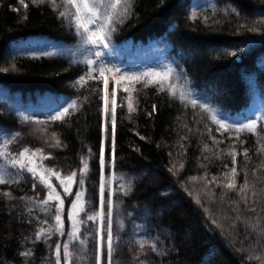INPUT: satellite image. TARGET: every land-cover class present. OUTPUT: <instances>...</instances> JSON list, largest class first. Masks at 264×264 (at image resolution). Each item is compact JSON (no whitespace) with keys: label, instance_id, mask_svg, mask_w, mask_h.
<instances>
[{"label":"trees","instance_id":"trees-1","mask_svg":"<svg viewBox=\"0 0 264 264\" xmlns=\"http://www.w3.org/2000/svg\"><path fill=\"white\" fill-rule=\"evenodd\" d=\"M181 2L173 13L180 0H128L127 14L122 3L105 41L118 60L107 90L109 110L116 91L114 167L104 139L105 200L110 197L113 205L111 264H264V0ZM24 3L0 0V175L7 181L0 184V264H57V244L60 264H97L98 219L88 217L99 205L103 80L86 74L101 65L65 0ZM205 43L219 46L212 53L194 50ZM107 67L113 70L109 60ZM169 70L167 79L151 75L116 83L121 76ZM81 76L85 82L78 84ZM74 102L61 120L51 119ZM252 120L254 132L235 131ZM25 148L28 153L20 157ZM233 148L236 188L228 189ZM14 159L35 168L37 176L43 173L64 199V235L55 230L59 201L44 205L49 189ZM82 159L89 167L85 175ZM73 172L76 182L67 195L60 180ZM81 190L85 207L75 217L81 223L73 239L68 216ZM143 203L161 213L148 218ZM107 212L105 206V217ZM192 220L197 226L184 240ZM50 226L51 233L37 239ZM163 228L180 232L174 250H167ZM100 252L101 264H108L106 246Z\"/></svg>","mask_w":264,"mask_h":264},{"label":"snow or ice","instance_id":"snow-or-ice-1","mask_svg":"<svg viewBox=\"0 0 264 264\" xmlns=\"http://www.w3.org/2000/svg\"><path fill=\"white\" fill-rule=\"evenodd\" d=\"M20 4L24 7H27V5L24 3V0H19ZM34 3H44V0H33ZM53 5H55V0H52ZM65 3L72 6L75 9V15L73 16V20L76 24V27L78 29H82L85 39L84 42L86 44H103L104 47H107V43L105 41L108 39V37L111 35V27L113 25V13L114 11L120 7L122 3L127 5L124 8V13L127 14L129 11L130 5H128V0H108L106 3V0H65ZM101 8H104V11H101ZM109 9L111 11H109ZM60 16H65V12H60ZM99 21V23H98ZM98 26L95 30L91 29L89 25H97ZM97 56L100 55L99 52L96 53ZM88 64H93L94 62L89 60L87 61ZM98 71L99 77H92V72ZM109 72H111V69H108ZM118 71V70H117ZM170 70L169 72H165L163 74L161 73H144L141 75H132V76H121L120 80H117L116 83L119 84L121 80L127 79L128 81L133 82H139L140 80L144 79V77L155 75L158 77H161V79H167L170 76ZM89 78H99L103 80L104 84V108L103 113L105 117V126H104V139L109 142V148L111 151V159L108 161V164L110 167L115 166V112H116V91L113 89L112 91V104L111 109L109 110L108 107V78L105 76V69H91L89 73L86 74ZM82 82H85V77L81 76L79 80L77 81L78 84H82ZM160 83L161 81H150V83ZM83 86V85H82ZM147 86V84L145 85ZM171 91V94L173 96L176 95V92L174 91L175 85H169L168 86ZM161 91H164V86L161 83ZM124 91L129 92L130 90L128 88H125ZM186 97L184 96L183 92H181L180 99L184 100ZM193 105H196V101H191ZM202 108H204L206 111H211L206 105H200ZM75 107V102L72 105H69V108H65L62 112L58 113L56 116L51 117L52 120H61L65 115L69 113L70 108ZM128 110L129 112L135 111V108L133 106L131 97H129L128 102ZM153 110L155 111V105L153 106ZM151 115V113H150ZM213 121L220 126V129H225V125L222 121L216 118L215 115L212 116ZM111 124V131L108 129V124ZM257 120H252L250 123L242 124L240 127L236 128L235 131L239 133L240 131H250L254 132L256 129ZM229 128L231 126H228ZM218 129V130H220ZM18 135V134H17ZM53 138H55L56 134H52ZM60 141L56 140V145L59 146ZM205 148H207V145H205ZM28 149L25 148L21 153L20 157H24L28 153ZM37 152H40L41 150L37 149ZM90 151V150H89ZM105 148L102 144L99 154V162H100V169H101V176H100V188H99V202H100V211L92 216H89V220H97L100 221V229L101 232L100 235V241L101 244L98 247V253L99 251L106 246L107 248V254H108V264H111V258L112 253L114 251L113 249V235H112V201L111 198L105 200V190L107 188V182L104 177L103 169L105 167V156H104ZM232 157V163L233 167L231 169V177L232 179L229 180L226 187L228 189H235L236 183H235V175L237 174V169L235 167L236 164V152L233 148L229 153ZM245 155H247V149H245ZM14 165H19L21 169H26L29 173L33 175L34 178H38L41 183L45 184V186L49 189L47 198L42 202L44 205H48L50 201H59L57 205H55L56 215L54 217L56 221V231L60 235H64V226H63V219H62V213H63V205H64V199L61 198L60 194L56 191V188L51 184L50 181H48L43 173H40L39 176H37V170L33 167H27L26 164L22 159H14L11 161ZM83 168L80 170L81 175H85L89 171L87 160H83ZM183 167V165H181ZM51 171V170H48ZM52 175L55 176L57 179H59V173L52 172ZM229 173H225V176H228ZM75 177L76 173L73 172L70 176L66 177L65 179L60 180V186L63 187V191L67 195H72L71 192V185L75 183ZM195 179V178H193ZM65 180L68 182L67 185H65ZM213 180H215V177H213ZM7 181L4 179L2 175H0V184L6 183ZM83 180L79 181V186L81 189H83ZM35 187V185H33ZM248 187L247 180H245V183L240 188V192H244L246 188ZM5 195H10L9 193H5ZM83 196L84 191H78L75 193V201L72 203V210L69 212V220L71 221V231L68 233L73 239L77 238V234L79 231L78 225L81 223L78 221L75 217L79 211H84V202H83ZM197 202H199V199L197 198ZM107 206L108 212L107 216L105 217L104 214V207ZM47 211V208L45 209ZM52 228L51 226L48 229L41 228L40 231L37 233V239H40L42 235L51 233ZM106 233V239L105 234ZM84 241H81V244H83ZM63 251H64V257L67 260L68 257L71 255L69 252V245L65 243L63 245ZM60 252H61V245H56V257H57V264H60ZM27 255V253H25ZM97 264H100V255H97Z\"/></svg>","mask_w":264,"mask_h":264},{"label":"rangeland","instance_id":"rangeland-1","mask_svg":"<svg viewBox=\"0 0 264 264\" xmlns=\"http://www.w3.org/2000/svg\"><path fill=\"white\" fill-rule=\"evenodd\" d=\"M179 5H176V8H175V11H173V13H175L177 10H179V9H181V6H182V2H181V0H180V3H178ZM95 45V44H94ZM102 46H103V44H101ZM218 46L219 45H212V44H209V43H205V44H202L200 47H198V49H195L194 48V50L196 51L197 50V52L199 51V50H201L202 52H205V53H212V52H214L217 48H218ZM103 48L104 49H106L107 50V47H104L103 46ZM96 51L97 52H99L100 53V55L102 56V59H103V63H102V66H103V68L105 69V76L107 77V74H108V68L106 67V64H105V60H109L112 64H113V66L118 62V60L117 59H115L110 53H109V51L107 50L106 51V55L107 56H103L102 54H101V52H100V50H97L96 49ZM102 62V61H101ZM105 65V66H104ZM112 76L115 78V71H113V73H112ZM102 87H103V89H104V84H102ZM115 89V88H114ZM225 90V88L222 86V87H220L219 88V92H223ZM102 93H103V97H104V91L102 90ZM103 108H104V99H103ZM104 126H105V117H104V113H103V123H102V143H101V146H102V144H103V146H104ZM144 174V173H143ZM101 176V175H100ZM99 188H100V182H99ZM174 203V201H172V204ZM149 206V204L147 203V204H142V208H144V209H146V208H148V206ZM153 207V212L155 213L154 215H158L159 213H161V211L158 209V208H156V207H154V206H152ZM112 208H113V205H112ZM169 207H164V209L163 210H166V209H168ZM10 209H11V211L12 210H15V207L14 206H11L10 207ZM100 211V202H99V206H98V212ZM118 213H119V211H118ZM223 219V220H222ZM221 220H222V222L223 223H225L226 221H227V219H225V217H223ZM234 225V224H233ZM197 226V222H195V220H192L191 221V223H190V225H187L185 228H184V232H183V234H184V236H183V239L185 240V238H187L186 236H188L189 234H190V231L189 230H191V229H193L194 227H196ZM99 229H100V221H99V219H98V229H97V241H96V258H97V255L99 254L100 255V264H101V250L99 251V253H98V247L100 246V244H101V241H100V235H101V232L99 231ZM131 229H133V228H131ZM162 232L167 236V250L168 251H171V250H174L175 248H174V244H175V242H176V236H178V234L180 235V232H178L176 229H174V230H171V229H167V228H163L162 229ZM82 254H83V252H82ZM83 256V255H82ZM84 257V256H83ZM82 257V258H83ZM202 264H208L207 263V261H202Z\"/></svg>","mask_w":264,"mask_h":264},{"label":"bare ground","instance_id":"bare-ground-1","mask_svg":"<svg viewBox=\"0 0 264 264\" xmlns=\"http://www.w3.org/2000/svg\"><path fill=\"white\" fill-rule=\"evenodd\" d=\"M100 56V59H101V61H102V63H103V59H102V56L101 55H99ZM105 66V65H104ZM147 209V211H148V218H152L153 216H154V212H153V207L150 205V206H148V208H146Z\"/></svg>","mask_w":264,"mask_h":264}]
</instances>
